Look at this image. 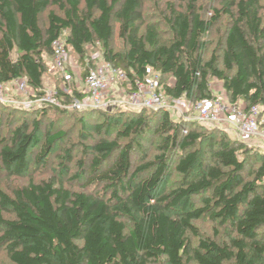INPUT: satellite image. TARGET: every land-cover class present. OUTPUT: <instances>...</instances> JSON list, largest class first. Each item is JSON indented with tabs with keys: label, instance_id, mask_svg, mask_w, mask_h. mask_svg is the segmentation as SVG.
<instances>
[{
	"label": "trees",
	"instance_id": "16d2710c",
	"mask_svg": "<svg viewBox=\"0 0 264 264\" xmlns=\"http://www.w3.org/2000/svg\"><path fill=\"white\" fill-rule=\"evenodd\" d=\"M222 2V8L210 7V18L203 15L200 0H186L180 10L169 4L163 16L171 28L166 41L157 26L145 24L146 0H0V84L25 79L43 95V56L52 55L53 44L67 32L66 45L83 65L87 47L99 44L105 62L134 83L146 81L151 70L172 77L173 84L163 88L173 98L210 99L211 80L217 79L232 103L264 106V0ZM52 6L59 13L50 11L44 28L41 15ZM224 19L227 27L219 35L214 29ZM116 32L123 46L119 51ZM208 39L212 52L205 59ZM89 71L85 66L83 77ZM52 109L64 116L53 106L36 115L42 119ZM161 114L156 132L163 137L162 153L144 165L133 162L147 124L143 113L132 114L118 129L128 142L94 146L91 182L104 186L110 196L74 192L52 178L30 181L11 194L0 189V253L5 252L10 264H264V152L253 149L250 154L240 141L220 132L184 134L185 122ZM106 115L99 131L112 119ZM40 122H24L9 142L2 139L1 167L9 175L29 171ZM112 127L110 121L108 130ZM63 136L61 131L52 135L37 160ZM205 140L212 163L194 177ZM178 150L182 155L176 169L184 187L160 194L168 154ZM250 164L253 180L245 181ZM198 195H207L203 207L188 209L189 199ZM206 216L232 227L238 238L229 243L201 239L194 247L189 235H199L193 222Z\"/></svg>",
	"mask_w": 264,
	"mask_h": 264
},
{
	"label": "rangeland",
	"instance_id": "374dc122",
	"mask_svg": "<svg viewBox=\"0 0 264 264\" xmlns=\"http://www.w3.org/2000/svg\"><path fill=\"white\" fill-rule=\"evenodd\" d=\"M200 2L204 7L203 15L205 18H210L212 15V13L209 12L210 7L215 6L217 8H222L224 6L222 0H200ZM169 4L180 10L186 5V0H146L144 18L145 24H154L157 26L162 39L166 41L171 38V28L163 16L168 15L166 11L170 9ZM50 11L59 13L58 9L54 6L44 10L41 15V25L44 28L47 27L48 13ZM116 26L117 29L118 25ZM226 27L227 19H224L222 25L215 28L214 32L220 33L219 35H221ZM66 36L67 32H64L60 38V43L62 45H66ZM209 41L208 39L204 42L205 47L202 52L205 59H208L212 52V45ZM114 47L116 51L123 48L122 43L118 39L117 32L114 39ZM43 57L47 71L44 76L43 89L41 92L44 96L50 92H72V96L69 95L70 97L68 98L65 96L60 97L62 107L58 106L56 108L63 110L64 116L59 117V111L52 109L47 116L41 119L40 114L36 115V113L44 108L41 107V105H43L42 99L44 96L34 92L31 88L23 90L17 89V86L13 83L5 85L0 84L3 86L5 98V102H0V152L5 146L2 143V139L4 138L9 142L13 135V131L17 127L21 126L24 122L32 124L35 119L41 121L40 131L37 134L38 142L34 144L29 155V171L20 177L11 176L7 171L2 169L0 161V189L11 194L16 189L29 184L30 181L41 182L52 178L74 192H86L89 194L104 192L106 195L110 196V192L104 186L92 184L91 182L93 179L92 164L97 158L94 146L101 141H117L120 144L128 142L127 139L118 136V129L126 125V120L134 117L132 114L143 113V115L148 118L147 124L146 128L142 130V134H140L137 139L139 148L135 151L133 162L134 166L138 167L152 161L157 155L162 153L158 151V148L163 137L156 132L158 120L161 118L162 111H149L147 109H142L140 111L133 110V106H131L129 101V96L133 89L136 88L137 81L134 83L129 78L127 80L117 79V81L112 84L111 90L105 95L103 100L105 106L103 105L95 109H83L70 106L74 94L80 93L84 88L82 80L85 66H89L90 70H96L106 63L99 44L87 47L84 61L85 65L79 61V57L69 47L67 54L62 58L61 67L57 66L54 52L50 56L44 54ZM161 76L162 75L159 73L151 70L146 82L157 78L162 89H164L163 85L173 84L172 77L167 76L163 78ZM222 90V83L217 79H212V95L216 96ZM122 112L128 114L122 115L120 114ZM108 113L112 116V119H109L105 127L99 131L98 126L105 123L106 114ZM169 115L174 121L177 120L174 114ZM180 117L179 120H182V122H185L187 125L184 128V134L187 130H198L207 134L211 132H220V135L223 133L233 140L238 139L237 141L244 144L246 149L250 151V154L255 153V149L264 152V147L258 145L257 141L252 138L239 139L235 136L232 138L222 126L207 127L190 122V119L195 118V111L193 110L187 114L188 122L184 121V116ZM261 120L264 121V117H262ZM110 121L113 127L108 130V123ZM52 123L57 124L56 127L53 128L51 125ZM60 131L64 133V136L57 140L50 151L38 161L37 157L42 154L48 139ZM207 145L208 140H205L199 148L201 152L198 164L193 173L194 177H200L204 168L212 163V159L207 152ZM68 155L71 156V160L67 158ZM181 155L182 153L180 150L168 154L170 161L169 168L160 186V194H168L184 187V179L176 169L177 162ZM80 162H84V165L81 166ZM107 166L106 164L103 170H105ZM253 169L252 164H250L244 174L245 181L253 180ZM205 197H207V195L191 197L189 199L188 209L195 210L203 207V199ZM183 206L184 204L177 208L178 212L181 211ZM193 224L199 235L198 237L192 234L189 235L190 241L194 247L198 246L201 239L229 243L232 239L238 238L237 233L232 227H223L220 223L213 221L208 216L194 221ZM0 264H10L5 252L0 253Z\"/></svg>",
	"mask_w": 264,
	"mask_h": 264
},
{
	"label": "built area",
	"instance_id": "2783aa9c",
	"mask_svg": "<svg viewBox=\"0 0 264 264\" xmlns=\"http://www.w3.org/2000/svg\"><path fill=\"white\" fill-rule=\"evenodd\" d=\"M53 50L57 66L61 67L62 58L67 54L68 47L65 44L62 45L60 40H58L53 44ZM117 79L127 80L128 77L121 69H117L109 63H104L96 70H90L83 77V90L74 94L70 106L83 109H95L105 106V103H103L104 97L111 90L112 84ZM10 83H13L20 90L31 88L25 79L15 80ZM135 87L129 96L133 110L147 109L149 111L157 110L174 114L177 119L175 121L179 122L182 121L179 120L180 116H184V121L188 122L187 114L193 110L195 111V118L190 119V122L207 127L222 126L232 138L234 136L239 139L252 138L257 141L258 145L264 147V121L261 120L264 117V106L246 108L242 101L232 103L224 88L216 96L199 102L190 101L185 96L173 98L166 94L157 78L147 82L137 81ZM3 90V86L0 85V102H5ZM66 93L50 92L45 96L43 94V105L41 107H62L60 97L65 96L68 98L70 97L69 95L72 96V92ZM188 132L187 130L185 134H188Z\"/></svg>",
	"mask_w": 264,
	"mask_h": 264
}]
</instances>
